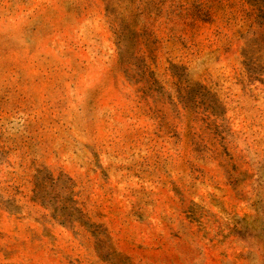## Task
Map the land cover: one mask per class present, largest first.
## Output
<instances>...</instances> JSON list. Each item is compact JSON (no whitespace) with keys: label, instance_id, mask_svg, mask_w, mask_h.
Returning <instances> with one entry per match:
<instances>
[{"label":"rangeland","instance_id":"obj_1","mask_svg":"<svg viewBox=\"0 0 264 264\" xmlns=\"http://www.w3.org/2000/svg\"><path fill=\"white\" fill-rule=\"evenodd\" d=\"M0 264H264V0H0Z\"/></svg>","mask_w":264,"mask_h":264}]
</instances>
